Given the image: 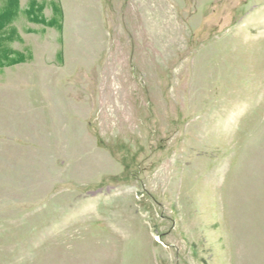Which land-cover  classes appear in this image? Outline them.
Returning <instances> with one entry per match:
<instances>
[{
    "label": "rangeland",
    "instance_id": "1",
    "mask_svg": "<svg viewBox=\"0 0 264 264\" xmlns=\"http://www.w3.org/2000/svg\"><path fill=\"white\" fill-rule=\"evenodd\" d=\"M58 1L0 70V264H264V0Z\"/></svg>",
    "mask_w": 264,
    "mask_h": 264
},
{
    "label": "trees",
    "instance_id": "2",
    "mask_svg": "<svg viewBox=\"0 0 264 264\" xmlns=\"http://www.w3.org/2000/svg\"><path fill=\"white\" fill-rule=\"evenodd\" d=\"M0 70L13 68L18 65L25 64L33 60V55L30 50L25 52L15 51L10 45L23 40L19 35L18 29L14 26L20 17L26 19L27 22L43 26L44 28L55 29L60 33L59 43L63 44V22L64 12L62 5L57 1L49 3L53 16L48 19L44 15L47 8L46 3H41L39 0H29L26 9L21 8L20 0H0ZM27 34H37L33 29H25ZM57 60L62 62L63 49L57 53Z\"/></svg>",
    "mask_w": 264,
    "mask_h": 264
},
{
    "label": "crops",
    "instance_id": "3",
    "mask_svg": "<svg viewBox=\"0 0 264 264\" xmlns=\"http://www.w3.org/2000/svg\"><path fill=\"white\" fill-rule=\"evenodd\" d=\"M28 1L29 0H26V3H25V6L24 7H22V0H20V4H21V8L22 9H26L27 8V6H28ZM51 1H57V2H59L58 0H50V2ZM39 2H41V3H46L48 6H47V8L50 10V13H51V15L48 17L47 15H46V10L44 11V15H45V17L46 18H48V19H50V18H52V16H53V12H52V9H51V7H50V5H49V3L50 2H46L45 0H39ZM46 8V9H47ZM63 8V7H62ZM63 12H64V10H63ZM65 16V15H64ZM21 18V17H20ZM19 18V19H20ZM23 18V17H22ZM23 19H25V18H23ZM26 20V19H25ZM19 21V20H18ZM18 21H16V23L14 24V26L18 29V31H19V35L21 36V34H20V29L18 28V26H17V22ZM27 22V21H26ZM29 25H32V26H40V25H37V24H33V23H29V22H27ZM42 29H40V31L38 30V29H36V28H34V27H31V26H29V27H26L25 29H33V30H35V31H37V34L39 33H44L45 32V30H46V28H44L43 26H40ZM25 29H23V31L25 32ZM64 29V28H63ZM27 34V33H26ZM21 38H22V36H21ZM22 40H23V38H22ZM24 41V40H23ZM15 43H19V42H15ZM15 43H13V44H11L10 45V47L13 49V50H15V51H20V52H25L26 50H30L31 51V53H32V55H33V52H32V50L29 48V47H26V48H24L23 50H18V49H16V48H14L13 47V45L15 44ZM21 44H23V42L21 43ZM19 66V65H18ZM16 67V66H15Z\"/></svg>",
    "mask_w": 264,
    "mask_h": 264
}]
</instances>
